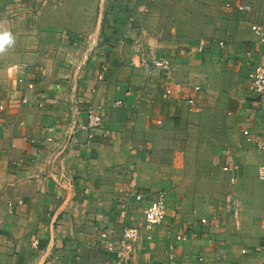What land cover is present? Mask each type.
<instances>
[{
	"label": "crops",
	"instance_id": "0c3cea01",
	"mask_svg": "<svg viewBox=\"0 0 264 264\" xmlns=\"http://www.w3.org/2000/svg\"><path fill=\"white\" fill-rule=\"evenodd\" d=\"M147 3L0 0V34H11L0 49V264H264V251L241 253L264 243V105L248 79L264 64V0H197V21L220 12L202 53L185 26L168 36L173 11ZM186 3L170 4L178 23ZM77 101L99 107L104 128L67 145ZM157 191L166 220L141 230L134 258L93 246L142 225Z\"/></svg>",
	"mask_w": 264,
	"mask_h": 264
},
{
	"label": "built area",
	"instance_id": "2783aa9c",
	"mask_svg": "<svg viewBox=\"0 0 264 264\" xmlns=\"http://www.w3.org/2000/svg\"><path fill=\"white\" fill-rule=\"evenodd\" d=\"M51 0H46V2H49ZM130 0H123V2H129ZM225 10L232 11L235 8L237 10H245L248 11L250 7L248 6H241V5H234L232 2H227L225 5ZM253 30L260 35L263 36V33L261 29L257 26L253 27ZM264 39H262L263 41ZM88 41L91 45L94 47L97 46V43L88 38ZM207 49V42L205 40H200L197 45V50L199 52H204ZM88 56H86V59ZM170 62L168 60L162 61L160 64H157V66L163 65L164 70H166L167 74L170 73L169 69ZM108 68L107 66H103L102 72L100 76L98 77L99 81L104 80V74L107 72ZM248 79L250 80V91L253 96V99L260 104L264 105V64L262 63H254L251 65V68L248 73ZM33 84H28V87L30 89L33 88ZM196 91H199L200 88L196 87ZM172 91L170 89L166 90L164 96L168 97L170 96ZM195 97H190L187 100L189 110L193 112H199V108L195 107L196 100ZM28 99H23V103H27ZM73 104V103H72ZM122 102H117V106H120ZM5 110V105L0 103V118L1 114ZM83 110L86 114V120L84 122H79L77 116L80 114V111ZM72 119H67L66 123V136L67 140L66 143L69 145L70 143H73L75 139H77L80 135L86 134L87 140H91L94 136V131L97 129L104 128V118L100 114V108L97 106L92 105L88 102L83 101H77L76 104L72 107ZM246 139L248 141H251L252 138L250 136L249 131H245ZM257 147L260 150L264 151V141L257 143ZM226 171H233L234 168L231 166H225L224 168ZM260 176L264 179V166L260 169ZM232 183L236 182V176L232 178ZM136 200L137 201H143L144 195L139 193L136 194ZM166 193L164 191H157L155 192L153 198L150 200V202L146 205L144 209V223L142 225H129L126 226L123 230L122 236L120 239H116L114 236H111L108 232L103 231L100 232V243H93V246H102L105 248V250L109 253H117L119 256L126 258L127 254L130 257L129 259H132L135 257L136 253V244L139 240V237L141 235V230L143 228L150 229L154 226L161 225L165 222L167 213H168V205L166 201ZM22 201H19V204H21ZM9 207H12L13 204L9 203ZM179 239L183 238L178 237ZM261 251H264V243L259 247L255 248V250H249L248 248L242 249L241 253L243 254H249V253H259Z\"/></svg>",
	"mask_w": 264,
	"mask_h": 264
},
{
	"label": "rangeland",
	"instance_id": "374dc122",
	"mask_svg": "<svg viewBox=\"0 0 264 264\" xmlns=\"http://www.w3.org/2000/svg\"><path fill=\"white\" fill-rule=\"evenodd\" d=\"M146 1L148 2L147 6L150 10L157 7V4L160 3L164 8L168 9L169 11L170 10L173 11V13L170 16L166 17V19H167L166 20L167 21V24H166L167 28L166 29L171 30L170 33H167L168 36L171 35V32L177 31L179 29L178 27L183 25L186 27L184 29V33L188 32V31L190 32V35H187V36L196 37L195 39L187 40L189 42L190 41L198 42L202 38L213 33L214 20L217 18V15H220L219 8H218L217 12H214L211 9V7H208V9L206 10L207 18H204L203 22H199V21H197V20H199L197 18V16L194 15L196 13V11H195L196 7L197 6L200 7L199 3H197L198 5H196V3H195L197 0H146ZM174 2H177V3L187 2L184 5L183 10H181L182 15L180 14V18H179L180 23H178L176 21L177 15H174L175 14L174 12L177 10V7L170 6V4H172ZM143 19L145 20V18H143ZM208 21H211V22H208ZM154 26L155 25H153V28H154ZM202 40H204V39H202ZM182 41H186V40H182ZM189 138H190L189 136H180V137H178L177 140L181 141L182 143H186ZM193 138L195 140L194 143H197V146L200 145V143L205 142L204 140H202V138H204V136L195 134V135H193ZM229 146H231V145L229 144ZM225 147H227V145L225 146V144L219 143L218 148L216 149V151H213V154H210L209 151H205L204 154L209 159L218 158V157L222 156ZM206 169H207V173H210V174L214 173V170H216L214 167H209V166H207ZM202 171H203V168H199V169L193 168V176L200 175ZM217 182H219V180H217ZM218 186L219 185H217V191L219 192L220 189Z\"/></svg>",
	"mask_w": 264,
	"mask_h": 264
},
{
	"label": "clouds",
	"instance_id": "9594fccd",
	"mask_svg": "<svg viewBox=\"0 0 264 264\" xmlns=\"http://www.w3.org/2000/svg\"><path fill=\"white\" fill-rule=\"evenodd\" d=\"M11 39V34L9 32H4L0 34V49H2L3 45L9 43Z\"/></svg>",
	"mask_w": 264,
	"mask_h": 264
}]
</instances>
